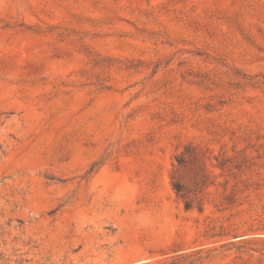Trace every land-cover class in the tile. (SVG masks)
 Wrapping results in <instances>:
<instances>
[{
	"label": "rangeland",
	"instance_id": "obj_1",
	"mask_svg": "<svg viewBox=\"0 0 264 264\" xmlns=\"http://www.w3.org/2000/svg\"><path fill=\"white\" fill-rule=\"evenodd\" d=\"M0 264H264V0H0Z\"/></svg>",
	"mask_w": 264,
	"mask_h": 264
},
{
	"label": "trees",
	"instance_id": "obj_2",
	"mask_svg": "<svg viewBox=\"0 0 264 264\" xmlns=\"http://www.w3.org/2000/svg\"><path fill=\"white\" fill-rule=\"evenodd\" d=\"M191 146H192V144L187 145L185 151H188L191 148ZM176 160H177L178 164H180V165L187 162L186 158L184 156H181V155L177 156ZM174 188L176 189V191L178 193L183 192L185 190V187L183 186V184L178 182V181H176L174 183ZM185 206L187 209H190L192 207V203L190 201H186ZM198 207L200 210H202V206H198Z\"/></svg>",
	"mask_w": 264,
	"mask_h": 264
}]
</instances>
